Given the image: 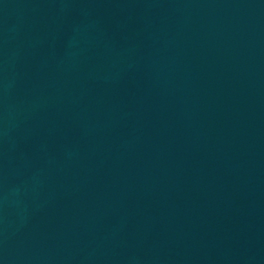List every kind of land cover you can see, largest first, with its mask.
<instances>
[{
    "label": "water",
    "instance_id": "95a60500",
    "mask_svg": "<svg viewBox=\"0 0 264 264\" xmlns=\"http://www.w3.org/2000/svg\"><path fill=\"white\" fill-rule=\"evenodd\" d=\"M0 264H264V0H0Z\"/></svg>",
    "mask_w": 264,
    "mask_h": 264
}]
</instances>
